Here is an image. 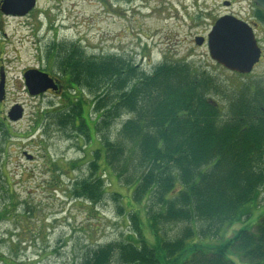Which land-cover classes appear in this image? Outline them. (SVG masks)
<instances>
[{
  "label": "rangeland",
  "instance_id": "1",
  "mask_svg": "<svg viewBox=\"0 0 264 264\" xmlns=\"http://www.w3.org/2000/svg\"><path fill=\"white\" fill-rule=\"evenodd\" d=\"M232 2L230 7L223 0H37L21 18H8L0 10V71L5 72V94L0 101V124L4 121L0 128V264H81L93 248L132 236L130 214L134 212L150 244L157 243L146 201L133 199L135 184H124V177L118 179L106 160L105 146L93 126L98 115L93 108L95 94L85 90L83 94L87 120L90 112V143L77 129L56 122L55 115L75 96L68 82L64 79L61 96L44 92L34 96L26 86L25 71L36 68L62 78L54 56L57 48L73 46L97 59L124 57L147 73L164 61H186L195 71L211 74L220 91L230 94L244 84L264 81V57L250 74H238L214 61L207 43L199 46L195 39L207 37L224 15L252 16L250 0ZM258 39L264 52V32ZM222 92H213L210 98L226 108ZM16 104L23 107L24 115L12 122L8 112ZM127 118L123 114L114 121L111 137ZM96 149H101V157L94 177L102 178L106 193L91 203L74 192L76 182L90 179ZM115 192L122 195L121 201L114 198ZM243 212V219L225 228L222 238L207 240L216 245L241 228L254 229L264 216V187ZM179 227H163L164 236L172 238ZM229 257L235 264H248L235 251Z\"/></svg>",
  "mask_w": 264,
  "mask_h": 264
},
{
  "label": "trees",
  "instance_id": "2",
  "mask_svg": "<svg viewBox=\"0 0 264 264\" xmlns=\"http://www.w3.org/2000/svg\"><path fill=\"white\" fill-rule=\"evenodd\" d=\"M257 12L264 25V11ZM57 49L54 60L68 89L75 84L97 97L93 126L106 160L124 184H135L133 199L146 201L157 238L150 244L138 212L131 213L133 235L93 248L81 264H235L232 251L248 264H264V216L254 229L241 228L216 245L207 240L222 238L225 228L241 221L264 187V81L225 94L211 74L186 61H164L147 73L118 55L97 59L73 46ZM213 92L226 95V108L210 98ZM69 99L56 122L93 143L90 112L87 120ZM123 114L128 118L111 137ZM100 151L92 152L90 179L75 184L74 195L91 203L106 193L102 178L94 177ZM113 196L121 201L120 193ZM172 224L180 229L172 238L164 236L163 227Z\"/></svg>",
  "mask_w": 264,
  "mask_h": 264
},
{
  "label": "water",
  "instance_id": "3",
  "mask_svg": "<svg viewBox=\"0 0 264 264\" xmlns=\"http://www.w3.org/2000/svg\"><path fill=\"white\" fill-rule=\"evenodd\" d=\"M264 11V0H251ZM37 0H9L2 5L3 11L14 14H27L36 6ZM228 4V3H226ZM199 46L207 43L211 58L226 69L239 74H248L260 62L262 49L258 44L252 27L245 21L233 16L224 15L216 20L207 36L195 39ZM25 83L31 95H39L49 89L57 90L58 85L47 72L33 68L24 73ZM5 94V72L0 71V101ZM24 109L14 105L8 112V118L17 122L23 118ZM27 154V153H26ZM29 155V154H27ZM32 158V155H29Z\"/></svg>",
  "mask_w": 264,
  "mask_h": 264
},
{
  "label": "flooded vegetation",
  "instance_id": "4",
  "mask_svg": "<svg viewBox=\"0 0 264 264\" xmlns=\"http://www.w3.org/2000/svg\"><path fill=\"white\" fill-rule=\"evenodd\" d=\"M5 1L8 2L9 0H0V10L3 13L4 16H6L8 18H21V16H24V15H21V14L7 13V12L3 11L2 5L5 3ZM223 1H224V3L225 2L228 3L227 4L228 6L232 7V5H233L232 0H223ZM30 13H32V11ZM233 16H235V17L245 21L246 23H248L252 27L257 39L259 37V34L264 32V25L260 22V19L258 17L257 7L255 6V4H254V9H253L252 16H250L248 19H244V18H241V17L236 16V15H233ZM258 43L260 44V40L259 39H258ZM263 57H264V52H263V49H262L261 60H262ZM47 73L52 78L55 79V81H56V83L58 85V88H57V90L49 89L48 91L44 92L43 94H46V93L56 94V93H58V96H61L64 93V90H65V87H66L64 79H65V81H67L68 78H66L64 76L62 78L61 77L58 78L57 76L51 74L50 72H47ZM72 89H74L72 91V93H73V95H75L72 98L73 104L76 107H77V105H79V106L82 107L83 110H85L86 109V104H85V102L83 100V98H84L83 94L85 93L84 92L85 89H81L80 90L79 86L75 85V84L72 85Z\"/></svg>",
  "mask_w": 264,
  "mask_h": 264
}]
</instances>
